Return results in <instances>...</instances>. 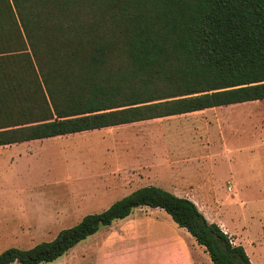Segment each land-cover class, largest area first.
<instances>
[{"label":"trees","instance_id":"16d2710c","mask_svg":"<svg viewBox=\"0 0 264 264\" xmlns=\"http://www.w3.org/2000/svg\"><path fill=\"white\" fill-rule=\"evenodd\" d=\"M264 100V0H0V146ZM213 264H256L197 204L147 185L0 264L51 262L137 207Z\"/></svg>","mask_w":264,"mask_h":264},{"label":"rangeland","instance_id":"374dc122","mask_svg":"<svg viewBox=\"0 0 264 264\" xmlns=\"http://www.w3.org/2000/svg\"><path fill=\"white\" fill-rule=\"evenodd\" d=\"M185 116L0 147V203L9 192L20 191L7 199L19 209L0 216V253L52 240L86 214L106 209L122 196L114 191L129 170L153 168L170 158L183 173L182 156L206 149L230 155L194 162L212 173L214 183L209 192L202 189L198 208L242 244L254 263L264 264V100ZM194 130L209 132V145H201ZM164 133L172 136L160 138ZM107 191L113 193L105 197ZM100 230L78 243L74 254L91 248Z\"/></svg>","mask_w":264,"mask_h":264},{"label":"crops","instance_id":"0c3cea01","mask_svg":"<svg viewBox=\"0 0 264 264\" xmlns=\"http://www.w3.org/2000/svg\"><path fill=\"white\" fill-rule=\"evenodd\" d=\"M258 101L262 100H257V102ZM231 105L236 106L239 105V103ZM231 105L228 106L231 107ZM225 107L220 106L201 111ZM191 113L156 118L154 120L187 117L185 115ZM86 132H96V130ZM191 134L194 135V137L198 136L202 139L201 145H209L208 143L210 142H208V140H211L209 132L205 130H203V132L194 130ZM162 135L163 134H161V136ZM164 135L163 137L160 136V138L169 139L170 136H172L171 133H164ZM44 139L32 140V142L44 141ZM24 143H30V141L8 145V147L12 148L15 145H22ZM226 153L230 155V151H225L223 154L219 155L206 149L195 155L193 153H186L182 156L184 160L183 165L186 166L183 173H179L176 170L175 164L177 163L170 158L165 159V163L158 164L153 168L143 167L129 170L126 178L115 190L116 192L114 191V194L119 193L122 194L121 197H123L139 187L155 185L169 190L178 196L186 197L195 203L202 202L199 198L204 196L202 189L205 188L206 192H209V188L214 186L212 181L213 177L211 172H204L198 168L200 166L193 164L195 161L207 159L216 160L213 158L215 154L222 157V155L225 156ZM174 158L177 157L175 156ZM13 160L14 157H11V162ZM22 191H24V189H22ZM17 192L20 191L9 192L10 196L3 201L4 207L3 204L0 203L2 204L0 213L4 212V214H0V216L6 217L7 212L11 214L19 209L16 202L7 200L15 194H18ZM112 193L113 191H107L104 196H109ZM0 194H3V192ZM113 201L115 200H112V202ZM164 211L161 208L149 206L137 207L128 217L115 220L104 229H99L101 234L93 240L91 248H85V250L77 251L74 254L72 249H75L77 243L58 259L38 264H213L208 252L204 250V246L200 245L186 228L179 226L171 215ZM77 255H80V257H77ZM12 264L21 263L14 262Z\"/></svg>","mask_w":264,"mask_h":264}]
</instances>
